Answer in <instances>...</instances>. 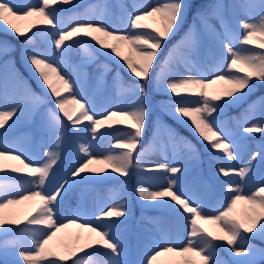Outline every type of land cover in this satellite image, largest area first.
I'll list each match as a JSON object with an SVG mask.
<instances>
[{"label": "snow or ice", "instance_id": "6c2138e0", "mask_svg": "<svg viewBox=\"0 0 264 264\" xmlns=\"http://www.w3.org/2000/svg\"><path fill=\"white\" fill-rule=\"evenodd\" d=\"M75 0H40L32 5L13 3L12 0H0V22L14 31L15 34L31 40L14 21L34 18V25H47L55 29L53 48L57 56L68 54L71 46L81 40H87L96 52L104 55L120 65L134 78L136 83L129 85L128 90L135 97V102L130 110L117 113L111 111L107 115L96 112L93 101L87 96L80 95V82L76 79H66L56 66V61L40 52H26L25 60L36 74L37 80L46 85L50 94L55 97V104L66 121L71 122L72 130L79 131L84 121L90 129L91 139L94 143H82L73 158V165L67 173L58 176L61 165L64 164L62 151H48L41 159L29 157L27 151L20 146L0 143V158H9L19 161L23 167H14L11 171H3L0 178L26 180L30 187L28 194L9 193L19 195L21 200L39 197L43 202L37 207L34 214H30L26 223L18 220H9L0 213V234L8 235L10 232L18 234V239L0 242V264H64L72 259V264H83L77 255H102L106 257L102 264H156L157 257L163 253L175 252L183 257L182 264H228L219 255V249H226L231 254H245L243 264H256L259 254L264 259V248L258 249L247 243L248 233L252 238L264 240V186H257L255 191L247 187V179L254 171L253 164L259 160L264 161V147L250 156L248 162L236 169L227 164L218 167V174L228 177L235 174L244 182V187H228L223 189L230 194V203L225 210L218 214H209V191L205 186L190 184L185 186V173L187 167L182 162L147 163V166L137 157L143 155L138 152L144 130L148 123L149 84L167 93L173 102L164 105L171 108V113L176 119L186 123L213 155L222 153L218 159L225 156L229 160H236L237 143L221 121L224 110L246 99L254 91L257 82L264 83V53L255 52L254 49H243L244 44H251L253 38L259 40L258 47L264 49V0L253 3L232 5L233 8L247 10L259 9L250 20L240 21L243 40L239 41L241 50H237L232 43V38L224 31H218L210 24V17H219V4L210 5L207 10L199 12L198 18L209 27L224 50L223 63L211 73V78L205 75L202 78L188 76L179 78L171 73L165 75L164 66L169 63L172 51L163 60L157 58L162 55L161 50L165 43L179 31L183 24L188 4L185 0H156L155 4L144 8L134 9L128 14V27L124 29L113 27L104 21L81 19L68 29L59 27L56 19L57 7L74 5ZM227 7V6H223ZM148 20L149 22H145ZM221 27L224 23L221 21ZM37 32L43 29L37 27ZM31 31V30H29ZM35 36V33H32ZM58 37V38H56ZM238 39V38H237ZM185 40L190 41L193 48L201 44L198 30H190L182 37L178 45ZM125 49L127 54H125ZM159 69V71H157ZM223 82L225 87L220 91H209L211 85ZM62 92L69 93L68 98H62ZM77 96H80L77 99ZM261 108L259 119H249L247 113L254 111L255 107ZM23 111L20 103L9 104L6 97H0V134L6 133L18 119ZM55 122L53 125V138L62 140L67 124L53 110ZM121 116L124 119L116 121L126 125L125 139H120L108 155L98 151V137L102 136L98 130L112 117ZM99 116L100 118H96ZM16 118V119H13ZM245 121L251 123L250 127H242L243 132L264 133V96L249 104L245 110ZM11 121V123H9ZM130 121V123H128ZM110 127V126H109ZM231 141V142H230ZM194 157L198 158V149L190 142L184 141ZM61 147V145H56ZM135 153V155H134ZM3 165L0 164V169ZM138 170L141 178L137 180L135 194L142 204L165 209L175 218H182L188 225L187 238L183 244L175 247L165 246L172 241H149L141 238L139 249H131L124 238L126 222L129 216L128 192L126 188L119 191V203L111 205L105 203L97 209L93 218L78 227L87 228L95 238L89 239L84 247L69 249L67 255L47 248L49 241L68 224L61 223L60 214L66 196L72 188L85 180H105L116 174L125 179L130 178L133 169ZM27 173V175H14ZM152 181L154 183H148ZM233 183V181H228ZM264 185V180L259 182ZM41 189L37 191L36 189ZM150 188L154 190H149ZM4 185H0V209L8 205L19 203L20 200L8 199L3 194ZM242 192H250L242 195ZM238 201H245L254 206L252 213L246 214L244 219L231 215ZM255 206L260 211L255 212ZM71 220L76 224L82 219L78 214ZM55 217V218H54ZM201 221L214 224L219 232L210 231ZM95 225V226H93ZM40 226L42 234L29 240V235L34 228ZM103 229V230H102ZM255 230V231H254ZM239 238V241H238ZM159 249V251H157ZM191 254V255H188ZM14 255L15 259L9 257ZM132 255L134 258L128 259ZM198 258V259H197Z\"/></svg>", "mask_w": 264, "mask_h": 264}, {"label": "rangeland", "instance_id": "374dc122", "mask_svg": "<svg viewBox=\"0 0 264 264\" xmlns=\"http://www.w3.org/2000/svg\"><path fill=\"white\" fill-rule=\"evenodd\" d=\"M12 2L18 6L28 4L35 5L39 3L40 0H12ZM155 2L156 0H92L86 5L79 7L80 0H75L74 5L57 7L56 19L60 22L59 27L62 29H68L70 26H73L76 21L81 19L104 21L113 27L124 29L128 27V14L130 12L134 9H140L155 4ZM185 2L187 3V0H185ZM246 2H248V0H213L202 9V11H205L210 5L215 4L222 6L219 9V17H210V24L214 26L216 30L224 31L226 35L231 36L232 43L236 45L237 50H241L239 41L244 39V36L241 34L239 22L242 20L248 21L253 15H256L258 19L259 9L247 10L232 7V5ZM251 2L258 4L259 0H251ZM68 7L79 8L70 14H66L63 10ZM187 14L188 12L186 10L184 21ZM221 21L224 23V28L221 27ZM34 22V18L14 21L22 32H27L31 35L32 33L31 31L29 32V30H31ZM145 22L147 23L149 21L146 20ZM182 25H180L179 31L165 43V47L161 50L163 59L168 56L170 50L172 51L169 63L164 66L165 75L171 73L179 78H186L188 76L202 78L207 75L211 78V73L218 69L220 64L223 63V48L215 39L211 29L203 24L201 19L192 20L183 33L180 32ZM36 26L43 30L39 31L37 34L35 33L34 37L31 35L29 36L31 37L29 42H31L32 45L22 48L21 59L34 83L42 88L43 94H39L33 90L29 83L19 76L13 58L9 56L10 51L15 47L14 41L10 39V37H0V97H6L10 105L18 102L23 106L20 117L18 119L13 118L16 119V123L9 128L6 133L0 134V143L20 146L27 151L29 157L33 159L45 157L48 151H62L65 162L58 171V176H60L66 174L68 169L73 165V158L76 156L77 150L82 143H94L91 139L90 129L85 127L89 122L84 121L79 126V131L72 130L71 122L66 121L62 113H59L55 104V97L50 94V90H47L46 85H43L37 80L36 74L26 62L25 53L40 52L48 56L50 61H56V66L59 68L61 74L65 75L66 79H76L80 82V95L87 96L93 101L96 112H103L107 115L113 110L117 113L130 110L135 102V97L128 90L129 85L132 83L126 82L121 78L122 72L131 76L129 72L114 61L111 62L108 59L100 58L102 55L98 54L87 40H81L78 44L71 46L68 54L60 57L55 54L53 48L55 29L47 25ZM0 28H6L9 34L12 33L17 37L19 36L2 22H0ZM190 30H198L201 44L193 48L190 41L185 40L182 44H179L178 47L173 48L174 45H178V42H180L182 37ZM171 40L174 41L171 45H168V42ZM258 45L259 40L253 38L251 44H244L242 47L243 49H254L255 52L259 53ZM125 54H127L126 49ZM157 71H159V69ZM223 87H225L223 82H218L216 85H211L209 91H220ZM68 96L69 93L62 92V98H68ZM262 96H264V94L255 97L248 96L246 99L234 104V108L242 109L240 117L230 116L228 110L225 109L220 118L228 129L232 140H235L237 143L238 158L236 160H229L226 156L223 159H218V157L223 155L222 153H217L215 155L210 153L202 158L199 151L198 158L194 157L184 141L186 140L194 146L195 144L182 134L176 132L177 130L173 126V123L169 120L175 116L172 115L171 108H165L164 106L166 116L159 115L153 121H150L148 118V123L142 139L144 143H140L137 148V151L142 152L143 155L137 157V160L143 162L145 166L152 161L171 164L182 162L187 167L184 181L185 186L190 184L205 186L209 191V214H218L219 211L225 210L226 205L230 203V194L226 193L223 189L237 186L244 187V182L235 174L230 173L228 177L221 178L218 174V167L221 164H227L230 167L239 169L248 162L253 153L264 147V133H247L241 130L242 127L251 126V123L246 122L244 119L245 110L249 108V104L252 101ZM79 98L80 96H77V99ZM161 102L163 105H166L172 103L173 100L170 98H162ZM54 109L67 124V128L64 129L63 134L57 133V135H62V140L53 138L52 131L55 122V116L53 115ZM247 115L249 119H259L261 108L257 106L254 111H249ZM96 118L100 117L97 116ZM121 119L124 118L119 115L112 117L111 120L106 121L105 125L98 130L102 133V136L98 137L97 141L100 146L98 151H102L103 155H108L109 150L114 148L120 139L126 138L124 136V132L127 131L126 125L116 123V121ZM9 123H11V121H9ZM128 123H130V121ZM40 132L42 135L38 134ZM58 144L61 145V147H56ZM195 148L198 149L196 146ZM8 162L14 161L7 157L0 158V164H6L0 169V175H2L3 171H11L12 168L18 167L19 161L15 162L13 167ZM253 167L254 171L246 181L247 187L251 191H255L257 186H264L259 185V182L264 180V161L258 158L257 161L254 162ZM14 175L23 176L27 175V173ZM139 178H141V174L134 168L132 175L127 179L113 174L112 177L105 180H85L83 182H78L66 196L60 214L64 217L60 222L71 226V233L67 234L61 229L52 240L49 241L47 248L56 252L62 250L67 255L69 249H79L84 247L86 242H89L90 238L94 239V233H90L87 228H81L78 227V225L85 224L88 219L93 218L97 209L105 203L109 205L112 203H119V191L121 188H126L128 192V208L130 214L126 222L124 238L131 249L138 250L139 242L141 238L144 237L149 241L174 242L165 244V246L170 247L183 244L187 238L189 225L182 218H173L165 209L142 204L141 200L137 198L135 194L137 180ZM228 181H233V183H228ZM148 183L151 184L154 182L149 181ZM0 185H4L3 194L7 195L8 199L14 200L20 199V196L9 195V193L27 195L28 188L30 187L26 180L12 178H0ZM36 190L40 191L41 189L37 188ZM149 190L154 189L150 188ZM240 194L248 195L250 192H242ZM42 203L39 197L25 200L24 205L27 208L15 219L12 212L16 203L8 205L4 209H0V213H2L6 219H14L26 223L30 214H34L37 207ZM253 210L254 206L247 204L245 201H238L231 215L239 219H244L246 214L252 213ZM259 211V207L255 206V212ZM133 213L134 217L130 218ZM75 214L83 218L78 220L76 224H71L70 221L76 218ZM201 223L210 231L219 232V229L214 224L206 221H201ZM136 226L139 227V230ZM40 234H42L41 227L37 226L29 235L28 239H35ZM16 239H18V234L15 232H10L6 236L0 234V242L13 241ZM247 243L258 249L264 248V243L261 242L247 239ZM157 251H159V249H157ZM218 251L221 258L227 261L228 264H243L246 259H249V257H246L245 254L242 253L231 255L227 253L225 255L221 249ZM74 258L75 257H72L71 260ZM127 258L132 259L134 257L130 255ZM80 259L83 261V264H102V261H104L106 257L93 254L80 257ZM254 259L256 260V264H264V259H261L259 254H257ZM182 261L183 257L175 252H162V254L157 257L156 264H182Z\"/></svg>", "mask_w": 264, "mask_h": 264}, {"label": "trees", "instance_id": "16d2710c", "mask_svg": "<svg viewBox=\"0 0 264 264\" xmlns=\"http://www.w3.org/2000/svg\"><path fill=\"white\" fill-rule=\"evenodd\" d=\"M89 1L90 0H80V3L83 6L86 3H88ZM210 1L211 0H188V16H187V20H186L184 26L181 28V31H180L181 33L184 32V30L187 28V26L189 25V23L192 19L198 18V13L201 12V10L203 8H205L207 6V3ZM76 9L77 8L69 7V8L64 9V13L69 14V13H72ZM36 31L37 30L34 28L31 30V33H36ZM26 34L29 36L28 33H26ZM1 35H9L10 37H12L14 39V41L16 43V48L11 52V55H13V57H14V62L16 64V67L19 71L20 76L23 77L24 79H26L27 81H29L30 83H32V80L30 79L28 72L26 71L25 67L23 66V64L20 60V49H21V47L25 46L29 40H26L22 36L20 38H16L13 35L8 34L4 28H0V36ZM173 41L174 40L169 41L168 45H171V43ZM28 45L31 46L32 44H28ZM259 53H264V49L259 48ZM163 54H164V52H163ZM103 57L107 58L106 56H103ZM162 59H163V55L158 58V60H162ZM109 61L113 62V60H111V59H109ZM122 77L126 82L136 83L134 78L127 75L126 73H123ZM32 86L35 90L39 91V88H36L33 83H32ZM262 93H264V83L258 81L254 91L252 92V94L250 96L255 97L256 95H260ZM163 97L170 98L167 93L163 92L159 88L154 87L153 84H149V102H148V104H149V108H150V114H149V120L150 121H153L156 118V116H158V115L166 116L165 115L166 112L162 106L163 104L159 100ZM226 109L228 110V113L230 116L231 115L233 117H240L241 116V113H242L241 108H234V106L231 105V106L227 107ZM169 120L173 123V126L175 127V129L180 134L185 135L191 141L194 142V144L197 146L199 152L201 153L202 157H204L208 153V149L205 148V146L201 143V141L197 138V136L193 133L192 129L186 123H184L181 120L176 119V117H172ZM246 235L249 239H252L255 242H262V240L260 238L253 239L251 233H248ZM222 251L224 254H226L228 252L226 249H222ZM58 252L65 255V253L62 250H58ZM9 258L15 259V256L12 255ZM68 262H69V260L65 261L64 263L69 264Z\"/></svg>", "mask_w": 264, "mask_h": 264}, {"label": "bare ground", "instance_id": "6f19581e", "mask_svg": "<svg viewBox=\"0 0 264 264\" xmlns=\"http://www.w3.org/2000/svg\"><path fill=\"white\" fill-rule=\"evenodd\" d=\"M20 125V124H19ZM22 126V125H21ZM14 162H8L12 167L15 165L16 160H13ZM2 165H6L5 163H2ZM18 167H23L19 162H18ZM20 200L19 203H16L14 208H13V214H14V219L18 218V216L23 212L27 207H25L24 203L25 200L17 199ZM72 230L71 226H68L67 228L62 229L63 232H66L67 234H70Z\"/></svg>", "mask_w": 264, "mask_h": 264}]
</instances>
